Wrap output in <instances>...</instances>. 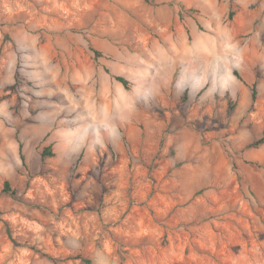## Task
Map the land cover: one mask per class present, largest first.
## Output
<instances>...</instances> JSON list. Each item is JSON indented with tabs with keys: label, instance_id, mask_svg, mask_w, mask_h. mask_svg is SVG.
<instances>
[{
	"label": "rangeland",
	"instance_id": "rangeland-1",
	"mask_svg": "<svg viewBox=\"0 0 264 264\" xmlns=\"http://www.w3.org/2000/svg\"><path fill=\"white\" fill-rule=\"evenodd\" d=\"M263 136L264 0H0V264H264Z\"/></svg>",
	"mask_w": 264,
	"mask_h": 264
},
{
	"label": "crops",
	"instance_id": "crops-1",
	"mask_svg": "<svg viewBox=\"0 0 264 264\" xmlns=\"http://www.w3.org/2000/svg\"><path fill=\"white\" fill-rule=\"evenodd\" d=\"M235 36L232 34L225 36L224 40H218L216 37H211L208 39L203 34L198 33L195 30V39L193 40L192 45L185 46V50L183 52L182 57L179 58V60L176 63H182L183 64V70L181 71L180 77H179V86H186L190 83L188 78H192V70L194 68V62L197 60H200L204 63V65L214 73L216 71V68H219L218 63L214 62V59H216V55L220 54V46L219 43L223 42L225 45L224 49L226 51L223 53L224 56H226L225 60H230L229 66L232 68L231 74L234 75L233 66L234 62L238 65L243 62V59L246 57L247 52L249 50V47L246 46L244 41L240 42L239 39L237 41H234ZM213 41L215 45L213 44ZM182 54V53H181ZM250 57V56H248ZM219 60V58L217 59ZM175 63V64H176ZM206 71V70H205ZM204 71V72H205ZM203 72V71H201ZM203 72V73H204ZM199 82L206 83V79L208 78L206 72L203 75H200ZM200 86V85H199ZM169 251L168 248H164L163 252L164 255L162 256L163 261H166L168 264L174 263L177 260H180V256L177 254L171 255L170 253H167ZM173 252H175V249H173Z\"/></svg>",
	"mask_w": 264,
	"mask_h": 264
},
{
	"label": "trees",
	"instance_id": "trees-1",
	"mask_svg": "<svg viewBox=\"0 0 264 264\" xmlns=\"http://www.w3.org/2000/svg\"><path fill=\"white\" fill-rule=\"evenodd\" d=\"M231 15H232V12H231ZM231 17H232V16H231ZM116 78H117V80L123 82L125 85H128V80H127L126 78H124L123 76L118 75V76H116ZM253 96L256 97V91H255V90L253 91ZM262 143H264V136H263L260 140H258L257 142H254V143H253V146L257 147L258 145H260V144H262ZM50 153H51V152H50ZM6 187H7V189H9L10 191L14 192V190H11L8 181H6Z\"/></svg>",
	"mask_w": 264,
	"mask_h": 264
}]
</instances>
